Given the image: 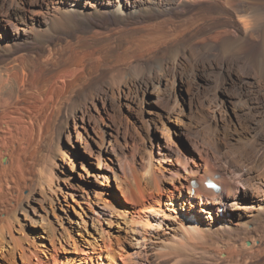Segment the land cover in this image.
I'll return each mask as SVG.
<instances>
[{
    "label": "bare ground",
    "instance_id": "obj_1",
    "mask_svg": "<svg viewBox=\"0 0 264 264\" xmlns=\"http://www.w3.org/2000/svg\"><path fill=\"white\" fill-rule=\"evenodd\" d=\"M184 3L222 16L186 27L179 12ZM107 17L111 21L103 22ZM126 32L139 36L119 39ZM81 39L93 44L81 45ZM184 53L191 56L193 76L176 73ZM227 59L246 63L254 81L222 71ZM169 70L187 93L196 79L222 73L223 83L239 90L243 128L262 146L253 152L234 143L226 125L184 123ZM263 87L264 0H0V260L16 264L18 254L22 264H264ZM150 94L155 101L145 100ZM174 124L172 133L184 128L189 148L173 141ZM153 130L162 133L167 151L156 152ZM81 147L92 179L79 172L76 179L95 187L97 201L96 187L114 184L103 210L92 206L90 190L77 194L92 212L80 216L82 227L91 221L95 232L90 240L73 241V256L65 244L74 229L64 210L69 225L50 227L51 248H38L21 232L18 212L28 210L37 192L44 223L45 204L60 202L59 193L74 199V186L60 183H67V165L75 171L71 157ZM215 177L218 192L203 184ZM115 189L130 203L116 202ZM214 222L223 231L214 230ZM117 227L130 235L127 251L114 248L121 238Z\"/></svg>",
    "mask_w": 264,
    "mask_h": 264
},
{
    "label": "rangeland",
    "instance_id": "obj_2",
    "mask_svg": "<svg viewBox=\"0 0 264 264\" xmlns=\"http://www.w3.org/2000/svg\"><path fill=\"white\" fill-rule=\"evenodd\" d=\"M170 1L177 2V0H170ZM215 1H217V0H215ZM155 2L158 3V0H155ZM195 5H196V3H194V5H193V3H184L181 6H179V12L180 11H182L181 13L184 12L183 14L185 15V17L183 18V20H184V23H186V27H193V26H196L197 23L198 24H199V22L202 23L206 19H209V18H212V17L213 18H215V17L216 18H218V17L221 18V16H222L221 14L215 15L216 13H212V12H203L202 14L200 12H196L194 10H195V8L197 6H195ZM219 15H221V16H219ZM191 16H193V18ZM107 18L105 20H102V21L103 22L104 21H111L110 18H108V19ZM201 18H202L203 21H201ZM171 24L172 23L169 24V22H167V23L165 22L163 25H165V27H168V29H171L172 28V25ZM119 35H118L119 39L127 40L130 37H132L133 39H137L138 36H139V33H131L130 34V32H126L124 34L122 33V34H119ZM81 40H82V43H83L82 44L80 42L81 45H85V44L91 45V44H93L92 43L93 42L92 40H89V39H84V40L81 39ZM109 40L110 41H115V42L118 41V40L115 39L114 36L113 37L110 36ZM127 45H128V47H130V45H132V42L129 41ZM118 52H121V51L119 50ZM181 53H182V51H181ZM121 54H123V52H121ZM125 54H127L128 57L131 55L130 52L129 53L127 52ZM184 54H187V53H184ZM189 60H191V56L189 54H187L186 55V58H184V61H185L184 62V65H182L181 67H179V69H181V70H179V69H178L179 71L176 70L177 71L176 72L177 74L181 71L180 73L183 76H186V75L187 76H189V75L190 76H193V71L191 70V68H192L191 66H193V64H191L192 63V60L191 61H189ZM214 62L216 63V61H214ZM224 62H226L227 65H223L222 71H224V69L227 67L228 70L229 69L232 70V73L233 74L236 73V74H238L240 76H243V77L246 76V77H248L249 82L254 81V79H253L254 73H253V71H252L251 68H248L246 66L247 65L246 63H241L240 64L239 62H237L234 59H227ZM217 64L218 63H216V65ZM169 68L171 69V67H169ZM209 77L210 78H207V79L200 78L201 80L199 78L198 79L194 78V79L197 80V84H199L200 87L197 88V86H196L197 84L196 85H192V87L195 86L194 87L195 89H194L193 93L192 92L191 93H187V91L185 90V88H182L181 86H179L180 83L177 81V78H176L175 73H172V71L169 70V73H168V81H169V84L171 85L170 88L176 94L175 97H177V101L183 106V112H182V116H181L182 117V121L184 123L188 124L189 126H194V125L198 126L199 124L200 125L202 124L203 125V126L201 125L202 128H205V127L208 128V126H210V127H215L216 126V128L218 130L220 129V127H225V125H226V127H228L229 131L232 132V133L230 132L231 133V136H232L231 137V140L234 141V143H236V142L237 143H240L241 142L242 144L245 143V145L248 146L247 148L251 149V151L254 152V150L256 149L257 145H258V147H260V146H262V144L260 143V141H256V140L250 139L251 138V135L250 136L247 135V133H248L247 130L245 128H243V126L245 125V123L242 124L240 117H238L239 116V113L241 112V110H239L240 102L241 101H238L241 98L240 97H237V96H239V92H238L239 90H237V88H235V87H231L229 85H226L227 82L226 83H223L224 81H223V79H221L222 78V73H219V72L216 71L215 73H211ZM212 77H213V79H212ZM249 77H251V78H249ZM221 84L223 85V87H222ZM263 89H264V87H263ZM228 92H229V94L227 95ZM235 93H236V95H235ZM262 93L264 94L263 90H262ZM263 94H261V95H263ZM156 98H157L156 94H150V95H148L145 98V100L147 99L148 102H152V101H155ZM222 101H224L225 103L222 102ZM197 106H198V109L194 113H191V111H194V109H196ZM176 112L177 113H180V109H177ZM240 124H242V125L240 126ZM101 127H102V130H104L106 132H108L110 130L109 127L104 126L103 124L101 125ZM174 127H175V124L173 125V127L170 128L171 133H172L173 129H175ZM239 128H241V129H239ZM183 129L184 128H182V130L178 129V133L175 134V135L172 133V137H173V141L175 142V144H177L178 147H180L182 149H184V148L187 149V148L190 147L191 142L188 141L187 138L182 134L183 133ZM237 129H238V131H241V133H238V132L235 133L237 131ZM91 132L93 133L92 130H91ZM152 132L153 133H152V136L151 137H152V140H153L154 144L156 145V152H158L159 149H162V150L165 151L166 149L163 147L165 142H164V139L162 138V133L159 132V131H155V130H153ZM71 139L72 140H75V135ZM239 139L242 140V141H240ZM49 143H50V141H49ZM88 143H90V145L95 146L94 143H93V141L91 139H88ZM255 143H257V144H255ZM61 145L63 147H66L68 145L66 143V137H63L62 138ZM50 148H51V146L49 147V149ZM71 151L74 152L73 150H71ZM241 151L242 150L240 149V152ZM124 152H126V150H124ZM84 154H85V152H84V149L82 147L80 148V151L78 153H72L73 156L71 158L74 161L75 171H72L71 170L72 167H70L67 164H66L67 165V168L65 170L64 175L61 174V172H64V170L61 167H59V168H57L55 170L56 173L60 174L61 176L63 175L64 177H67V183L61 182L60 183L61 184V187H66V185H70V184H72L74 186V189H72V191H71V192H74V199H71L70 196H66V198H64V197H62V195H60L61 193H59L58 194V198H59V201L60 202H58L56 200L55 203H53L54 205L52 204L51 206H50L49 203L48 204H45V206H46L45 213L46 212L47 213H46L44 219L45 220L47 219L46 218L47 215L49 217L46 220L47 223H46V221L43 223L42 220H40V217L38 215V213L42 211V209H41L42 204L40 202L38 203V201H39V199H38L39 198V194L37 192H35L33 194V197L31 198L34 201L31 200L30 203L26 206V209H28V210H26V211H21L20 210L18 212V218H20L19 220L21 221V223H20L21 228L24 227V229H21V232L23 233L25 231L23 233V234L26 235L25 237H28L29 236L31 239L32 238H35V240L38 243L37 244V247L39 246L40 248H43V249L44 248L46 249L47 247L51 248L50 247V242L52 240L53 230L50 227H53V228H56L57 229V227L59 225H62V222H60V221H63L66 226L69 225V224H67L68 223L67 222L68 221L67 220V214L64 212V210L68 211L67 213L71 216L70 217L71 220H72V224L71 225L73 226V229H74V231H73L74 232V239L68 241L69 242V246L65 244L66 249H68L73 256L77 255V253L75 252V246L73 244V241H75V240H81L82 241V240H84V237L86 239L90 240L91 237L88 235V233L95 232V230H93L94 228L91 225V221H89L87 223V229L85 231L83 229L84 227H82V223H81L80 216H82L84 219H87L85 217L84 213H88V214H91L92 215V212L87 207V204L85 205V203L81 199H79V196H77V194H79L81 192V190H83V193H84V189L85 190L86 189L90 190L89 191V196L91 197V200H92V204H93L92 206L96 210L97 209L98 210L99 209H102L103 210V208H102L103 207L102 206V199L109 197L107 193H110L111 192V189H112V187H114V184H112V186L111 185L107 186L106 189H104V190L101 189L103 185L96 187V190H98V192H101V194L98 196L99 198L97 197L99 199L98 200L99 202H98L97 199H96V197H95V195H94V193H93V191H92L93 189H95V187L92 189L89 184H86L87 180L90 181L92 179V178H89V176H90L89 174H92V170L89 167V165H87V163H84L83 162L84 160L82 158V155H84ZM59 160L60 159H58V163H61ZM113 162H115V160ZM164 165L166 167H170V164H168V163H164ZM78 172L81 173V174H83L85 177H87L89 175L87 177V180L86 181H80V180L76 179L78 177V174H79ZM260 183H261V181H260ZM186 185H187V182H186ZM114 193L116 194V197H115V201L116 202L118 200L117 199V197H118V198H120L122 200L123 203H125V204H129L130 203V201H128V199L122 197L121 193L117 189H115ZM25 194H27V192ZM34 207L36 209H38L36 211L37 213L35 212V210H33ZM170 208H172V207H170ZM24 215H26V217ZM52 222L53 223L55 222V223L53 224ZM75 222H78L79 224H77ZM1 224L2 225L3 224L5 225V222L3 221V222H1ZM121 225L123 226V224H121ZM202 227L204 228L206 226H202ZM220 227H222V226L221 225H218V224H215V222L212 224V228L214 230L223 231ZM118 229H120V227H117V228H114L113 229V231H114V233L116 235L119 234L121 236L119 242H117L116 245H114V248L116 250H118L119 252H120V249L121 248H122V251H124V250L127 251V247H129L130 243H132L131 242L132 240H130V235L128 236V234H126V232H125L124 229H121V231L119 230L120 232L117 231ZM79 230L80 231H84L83 238L82 237L80 238V233H79L80 231ZM95 235L100 238V236L98 234L95 233ZM90 251H93V250H91V248H90ZM4 254H6V251L4 252ZM14 256L15 257H13V260L15 261V263L16 264H22V260L19 257V255L16 254ZM100 262H101V260H97L96 261V264H99ZM0 264H8V263L6 261H4V260H0Z\"/></svg>",
    "mask_w": 264,
    "mask_h": 264
}]
</instances>
